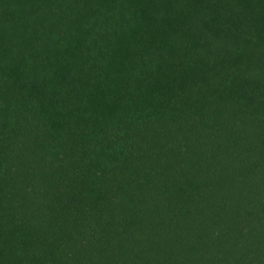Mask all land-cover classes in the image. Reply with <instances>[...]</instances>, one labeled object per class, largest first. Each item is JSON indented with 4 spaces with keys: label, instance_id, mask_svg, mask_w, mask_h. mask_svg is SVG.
I'll list each match as a JSON object with an SVG mask.
<instances>
[{
    "label": "trees",
    "instance_id": "trees-1",
    "mask_svg": "<svg viewBox=\"0 0 264 264\" xmlns=\"http://www.w3.org/2000/svg\"><path fill=\"white\" fill-rule=\"evenodd\" d=\"M0 264H264V0H0Z\"/></svg>",
    "mask_w": 264,
    "mask_h": 264
}]
</instances>
